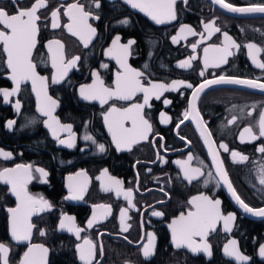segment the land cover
Returning a JSON list of instances; mask_svg holds the SVG:
<instances>
[{
    "label": "flooded vegetation",
    "instance_id": "obj_1",
    "mask_svg": "<svg viewBox=\"0 0 264 264\" xmlns=\"http://www.w3.org/2000/svg\"><path fill=\"white\" fill-rule=\"evenodd\" d=\"M71 2L72 0H50L53 7ZM226 2L236 6H248L252 3L264 2V0H226ZM177 7L181 9L178 22L155 25L137 10L123 5H119L116 10H113L110 5L105 3L101 11L102 19L90 21L97 27L98 35L88 49H84L77 38L72 37L62 28L51 29L50 20L47 22L49 27L42 26L34 57L38 54H46L44 45L47 40L52 38L64 41L68 56L80 55L82 57L78 70L74 69L69 73L68 79L71 86L68 83H63L49 87V94L60 104L55 115L62 122L73 124V131L77 134L76 147L68 149L53 140L51 133L42 123L45 118L36 112V103L31 94L30 85H26L22 87L18 96L10 98L13 103L17 99L21 101L20 114L15 112L11 104H3L2 97H0V149L11 151L14 156L9 161L0 159V167H14L18 163H31L45 168L50 173L49 183L40 184L34 180L28 186L29 191L44 195L56 204L58 209L62 208L67 214L74 215L77 224L81 227H86V221L91 216L93 204L111 205L113 211L110 216L94 228L86 229L81 234L96 240L99 232L106 233L99 239V243H102L105 249V255L100 257L101 264H124L125 260L130 264H236L235 261L223 257L222 253L223 245L230 238L238 240L242 254L252 257V264H264V260H261L258 255L259 245L264 244V218L248 217L231 198V194L223 184L216 186L214 182H210L208 187H204L203 180L208 179L207 175L201 177L199 181L188 184L183 180V174L175 164L176 160H186L187 156L192 154L194 156L192 166H198L199 161H203L206 166L205 173L212 171L215 176L212 162L205 153L192 123L185 121L179 129H175L176 122L182 118L181 114L187 108V100L191 96L190 89L180 90L184 93L183 97L180 92L166 93L165 95L173 101L168 108H164L159 101H153L155 106L150 110V115L156 132L164 137L167 150L154 149L150 143L146 142L134 147L132 152L121 153L115 151L107 128L103 124L102 112L107 108V105L101 107L98 102L81 101L76 94V88L80 84L91 83L90 71L93 69L101 72L106 83H112L116 71L115 61H110L103 56V50L110 45L111 38L115 34L122 36V42H126L129 38H134L137 41L133 46V55L129 59V63L133 67L141 69L143 64L148 62L152 78L169 83L174 79H183L194 85L200 83L202 78L198 73L203 67V48L219 44L223 39L221 33H216L211 39L206 38L193 53L190 45L198 41L199 36H189L186 40H181L179 44L175 45L171 42V37L176 34L179 23H186L201 32L203 31L201 20L207 22L215 19L216 26L220 27L222 32H228L237 43L244 45L252 42L264 48V18L228 17L217 10L209 0H190L187 9H184L181 3H178ZM62 11L63 9H61ZM125 17L131 21L127 27L112 26L116 20ZM62 22H67V18L62 17ZM234 51H236V55L229 58L228 64L223 65L220 69L209 68L205 73L206 77L211 79L212 73L215 72L217 75L225 74L241 78L260 77L264 82V71L257 69L251 63L247 56V49L242 47ZM191 55L197 56L191 69L176 67L180 61ZM149 57L151 58L149 59ZM257 58L264 62V51H261ZM101 62L108 63L111 71L100 69ZM38 71L42 75H49L51 69L41 66ZM4 77L5 73L0 66V87L11 88V82ZM253 105L256 106L255 109H253ZM262 105H264V95L227 88H217L205 92L197 105L201 116L207 122L213 140L216 142V150L225 162L233 186L241 198L253 207H264V191H261L264 186H261L257 179V168L259 163L264 161V156L255 151L257 145L264 143V138L253 143H241L239 132L244 126L253 123L258 118V112ZM118 106H123V102H120ZM233 106H235L234 110ZM241 108L244 109V114H241ZM161 110L172 117L171 123L167 125L159 123L158 113ZM247 112H253V116L248 117ZM232 115L238 116V120L235 124L228 125L227 119H230ZM11 119L16 120V125L12 131H8L4 125L5 121ZM30 120H35V123H29ZM177 131L191 141V144L182 141L177 135ZM86 134L92 135L98 142L104 143L106 152L99 154L95 145L83 139ZM61 138H66V134L61 133ZM151 139L152 137L149 138V140ZM220 142L226 143L230 150H238L248 155L250 160L244 164L232 163L230 153L219 149ZM157 144H159L158 139ZM81 148L85 150L80 151ZM156 151L160 152L167 163L156 158ZM138 160L141 163L136 164ZM134 164H136L135 167H133ZM104 168L109 170L110 175L122 180L125 189H133L134 204L140 211L137 212L135 208L129 209L128 215L131 219H126L125 223L130 224L131 227L127 233L119 231V209L127 207V202L122 196L117 198L115 193L106 194L100 191L99 181L95 179ZM81 169L86 170L90 178L89 190L84 201H64L63 197L67 195L65 186L67 177ZM148 169L151 171H147ZM137 172L139 173L138 183ZM216 179L219 178L216 177ZM7 187L0 185V242L11 244L5 206L14 207L15 200L8 194ZM137 188L139 191L136 190ZM164 192H168L169 196H165ZM200 193L220 199L223 211L225 213L233 212L237 216L236 226L231 233H224L220 227L218 234L210 237L214 253L210 261L203 254L193 256L186 249L177 252L171 245V232L168 228V224L174 217L181 212L188 211L190 206L187 205V200ZM160 200H163L164 203H158ZM153 208L163 211L164 217L151 216ZM141 213L145 220L144 231L153 232L157 238V256L153 261H143L139 249L134 244L130 245L122 239L125 235L134 242L140 239ZM55 215V213L49 214V217L54 220ZM33 242L45 243L52 249L49 257L50 262L52 256H59L56 264H79V260L74 254V245L77 241L67 233H50L47 238L39 237L37 234L34 235ZM144 242L146 243V238ZM25 250L26 245H12L11 259L18 260Z\"/></svg>",
    "mask_w": 264,
    "mask_h": 264
},
{
    "label": "snow or ice",
    "instance_id": "obj_2",
    "mask_svg": "<svg viewBox=\"0 0 264 264\" xmlns=\"http://www.w3.org/2000/svg\"><path fill=\"white\" fill-rule=\"evenodd\" d=\"M189 2L190 0H72L71 3L53 7L50 0H0V66L5 73L4 78L12 85L11 88L0 87L2 103L11 104L15 112L20 114L21 101L17 99L13 103L10 98L18 96L23 86L30 85L31 92L35 94L36 98V112L45 117L42 123L51 133L53 140L58 141L59 145L65 148H75L77 134L73 131V124L62 122L54 114L60 104L49 94V87L63 83H68L71 86L68 79L69 73L74 69L78 70L82 57L80 55L68 56L66 45L59 38L47 40L44 45L46 54H38L34 57L39 44L38 37L41 27H49L47 22L50 20L51 29L62 28L72 37L77 38L84 49H88L98 35L97 27L90 21L102 19L101 11L105 3L110 5L113 10H116L119 5L127 6L143 13L155 25H167L179 21L181 9H178V3L187 9ZM211 3L229 13L264 15V2L252 3L243 7L226 2V0H211ZM61 9H63L62 12ZM62 17H66L67 22H62ZM130 23V19L125 17L116 20L112 26L127 27ZM201 24L203 31L198 32L186 23H179L176 34L171 37V42L175 45L179 44L181 40H186L189 36H199L200 39L190 45L192 52L195 53L206 38L211 39L216 33L222 34L221 43L212 44L202 50L203 67L198 73L202 78L200 83L194 85L183 79H174L170 83L154 80L148 62H145L141 69H137L129 63V59L133 55V46L137 41L134 38H129L126 42H122V36L115 34L111 38L110 45L103 50V56L110 61H115L116 71L112 83H106L101 72L93 69L90 71L91 83L80 84L76 88V94L81 101L98 102L101 107L107 105V108L102 112L103 124L111 137V144L115 151L121 153L132 152L134 147L146 142L150 143L154 149L167 150L164 137L156 132L150 115V110L155 106L153 101H159L164 108H168L173 101L165 95L166 93L180 92L183 97L184 93L180 90L190 89L191 96L187 100V108L182 112V118L176 122L175 129H179L185 121L195 124L200 138L207 146L208 155L215 169V176L212 171L205 173L206 166L203 161H199L198 166H192L194 156L189 154L186 160L175 161L183 174V180L192 184L193 181H199L201 177L207 175L208 179L203 180L204 187H208L210 182H214L216 186L223 184L244 213L264 218V207L250 206L233 186L225 162L216 150V142L207 127V122L197 107L202 94L213 85H237L264 93V82L260 77L241 78L225 74L217 75L213 72L212 78L209 79L205 75L209 68L220 69L223 65L228 64L229 58L236 55L234 50H239L242 47L247 49V56L251 63L257 69L264 71V62L257 58L264 48L252 42L244 45L237 43L228 32H222L221 28L216 26L215 19L207 22L201 20ZM196 60L197 56L191 55L180 61L176 67L191 69ZM41 66L50 67V74L42 75L38 71ZM99 68L111 71L109 64L105 62H101ZM120 102H123V106H118ZM252 107L255 109L256 106ZM234 109L235 106H233ZM240 112L244 114V109L241 108ZM246 115L252 117L253 112H247ZM158 120L160 124L167 125L172 122V117L161 110L158 113ZM237 120L238 116L232 115L230 119H227V124H235ZM29 123H35V120H30ZM15 125L16 120L11 119L5 121L4 126L8 131H12ZM61 133H65L66 138H61ZM177 135L185 143L191 144V141L180 135L178 131ZM150 137H152L151 140H149ZM262 138H264V105L258 112V118L253 123L244 126L239 132L241 143H253ZM83 139L95 145L99 154L106 152V145L98 142L92 135L86 134ZM157 139L159 144H157ZM218 147L225 153H230L231 161L234 164H244L250 160L248 155L238 150H230L226 143L220 142ZM84 150V148L80 149V151ZM255 151L264 156V143L257 145ZM13 158L11 151L0 149V159L9 161ZM156 158L167 163L159 151H156ZM139 163L141 161H136V164ZM147 171L150 172L151 169ZM49 175L50 173L45 168L31 163H18L14 167H0V185L8 186V194L15 198L14 207L5 206L8 234L15 244L26 245V250L23 251L20 258L13 261L10 257L12 245L0 242V264H50L49 257L52 249L45 243L33 242L34 235L38 234L39 237L47 238L50 233H67L75 238L77 243L74 245V254L79 260V264H101L100 257L105 255V249L103 244L99 243V239L106 233L99 232L96 240L81 234L86 229L94 228L110 216L113 211L112 206L105 203L93 204L91 216L86 221V227H81L77 224L74 215L67 214L62 208L58 209L57 205L44 195L29 191L28 186L34 180L40 184H48ZM95 179L99 181L100 191L106 194L115 193L117 198L122 196L127 202V207L119 209V231L127 233L131 227L130 224L125 223L126 219H131L128 215L129 209L135 208L137 212L140 211L134 204L133 189H125L123 181L110 175L107 168L101 170ZM257 179L259 184L264 186V161L258 165ZM136 180L138 183V172ZM89 183L90 178L86 170L81 169L69 175L65 185L67 195L63 197V200L84 201L89 190ZM136 190L139 191L138 188ZM164 195L169 196V193L164 192ZM158 203H164V201L160 200ZM187 205L190 206L188 211L181 212L168 224L171 232V245L177 252L186 249L193 256L203 254L210 261L214 255L210 237L217 235L220 227L224 233H231L236 226L237 216L233 212L225 213L220 199L204 193L192 196L187 200ZM53 213L56 214L54 220L49 217V214ZM150 215L163 218L165 214L163 211L153 208ZM46 217L48 218L46 219ZM34 218L36 219L34 220ZM42 224L44 226H41ZM144 224L145 220L141 213L140 239L134 242L126 235L122 239L130 245L134 244L139 249L143 261H153L157 256V238L153 232L144 231ZM145 238L146 243L144 242ZM222 253L223 257L234 260L236 264H252V257L242 254L239 242L235 238L227 240L223 245ZM258 255L261 260H264V244L259 245ZM124 264H130V262L125 260Z\"/></svg>",
    "mask_w": 264,
    "mask_h": 264
},
{
    "label": "water",
    "instance_id": "obj_3",
    "mask_svg": "<svg viewBox=\"0 0 264 264\" xmlns=\"http://www.w3.org/2000/svg\"><path fill=\"white\" fill-rule=\"evenodd\" d=\"M210 2H211V0H209ZM212 4V3H211ZM217 10H219L223 15H225V16H228V17H234V18H240V19H245V18H264V15H261V14H234V13H229V12H227L226 10H224V9H221L218 5H214V4H212ZM241 7H243V6H241ZM217 88H227V89H237V90H243V91H249V92H252V93H256V94H260V95H264V93H261V92H259V91H254V90H250V89H247V88H244V87H241V86H237V85H213L211 88H209V89H207L205 92H207V91H209V90H212V89H217ZM30 89H31V86H30ZM204 92V93H205ZM203 93V94H204ZM31 94H32V96H33V98H34V101H35V103H36V98H35V94L34 93H32L31 92ZM202 94V95H203ZM190 99V98H189ZM197 105H198V103H197ZM38 115H39V113H37ZM55 114V113H54ZM42 117V116H41ZM42 118H45V117H42ZM191 122V121H190ZM192 123V122H191ZM192 125H193V127H194V129H195V131L197 132V135H198V137H199V139L201 140V143H202V146H203V148H204V150H205V153L207 154V156H208V158H209V160H211V158H210V156L208 155V150H207V146H205L204 145V143H203V140L200 138V135H199V132L197 131V129H196V127H195V124H193L192 123ZM212 162V161H211ZM14 200H15V198L14 197H12ZM246 214V213H245ZM248 217H251V218H259V217H253V216H251L250 214H246ZM59 234H64V233H59ZM9 235V234H8ZM9 238H10V236H9ZM10 241H11V239H10ZM13 244H15V242H13V241H11ZM15 245H17V244H15ZM21 245H23V244H21ZM234 261V260H233ZM236 263V262H235Z\"/></svg>",
    "mask_w": 264,
    "mask_h": 264
},
{
    "label": "trees",
    "instance_id": "obj_4",
    "mask_svg": "<svg viewBox=\"0 0 264 264\" xmlns=\"http://www.w3.org/2000/svg\"><path fill=\"white\" fill-rule=\"evenodd\" d=\"M59 259V256H52L50 264H56L57 260Z\"/></svg>",
    "mask_w": 264,
    "mask_h": 264
},
{
    "label": "bare ground",
    "instance_id": "obj_5",
    "mask_svg": "<svg viewBox=\"0 0 264 264\" xmlns=\"http://www.w3.org/2000/svg\"><path fill=\"white\" fill-rule=\"evenodd\" d=\"M245 19H252V18H245ZM199 138V137H198ZM200 140V139H199ZM200 142H201V140H200ZM11 244L12 245H15V244H13L12 242H11ZM15 246H18V245H15ZM20 246V245H19Z\"/></svg>",
    "mask_w": 264,
    "mask_h": 264
}]
</instances>
